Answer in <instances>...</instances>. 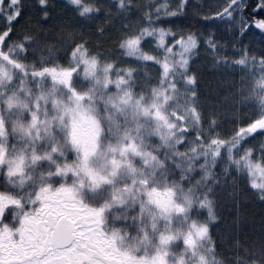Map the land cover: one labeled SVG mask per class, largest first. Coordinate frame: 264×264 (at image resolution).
<instances>
[{
    "label": "snow or ice",
    "instance_id": "1",
    "mask_svg": "<svg viewBox=\"0 0 264 264\" xmlns=\"http://www.w3.org/2000/svg\"><path fill=\"white\" fill-rule=\"evenodd\" d=\"M252 201L264 0H0V264H264Z\"/></svg>",
    "mask_w": 264,
    "mask_h": 264
},
{
    "label": "trees",
    "instance_id": "2",
    "mask_svg": "<svg viewBox=\"0 0 264 264\" xmlns=\"http://www.w3.org/2000/svg\"><path fill=\"white\" fill-rule=\"evenodd\" d=\"M141 2H146V0H141ZM162 2L163 0H157V3ZM211 2L212 0H192V3H199L201 5H207ZM246 216L248 220L246 231H251L253 229L258 230L261 220L264 219V205L260 204L258 201L250 202L246 210ZM226 222L230 224L231 217H226ZM223 227L224 225L222 224L221 229H223Z\"/></svg>",
    "mask_w": 264,
    "mask_h": 264
}]
</instances>
